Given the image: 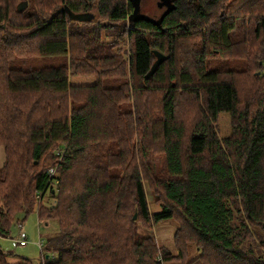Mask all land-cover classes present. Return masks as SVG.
Listing matches in <instances>:
<instances>
[{
	"label": "trees",
	"instance_id": "1",
	"mask_svg": "<svg viewBox=\"0 0 264 264\" xmlns=\"http://www.w3.org/2000/svg\"><path fill=\"white\" fill-rule=\"evenodd\" d=\"M134 11L0 0V237L35 212L40 264H264V0Z\"/></svg>",
	"mask_w": 264,
	"mask_h": 264
},
{
	"label": "rangeland",
	"instance_id": "2",
	"mask_svg": "<svg viewBox=\"0 0 264 264\" xmlns=\"http://www.w3.org/2000/svg\"><path fill=\"white\" fill-rule=\"evenodd\" d=\"M138 1H139L138 3L139 11H142L146 15L152 17L153 19L155 17L160 16L161 13L166 10V6L163 5L165 1H167V4H169V2H172V0H138ZM43 63L51 65V64H55V60H53L52 58L50 59L43 58L36 60L34 64L40 66L43 65ZM209 63L211 66L221 65L225 69L236 67L237 65H239L240 68H242L241 66L242 61L238 60V58L236 59L228 58L227 60H224L223 58L222 59L214 58L213 61ZM147 199H148L150 211L153 213L159 212L160 208L158 205L154 203V200L152 199L150 194L148 195ZM46 201L47 200L45 198L44 202ZM21 225H22L21 226L22 231L25 232L27 236V244L25 246H21V247L15 246L12 241V238H16L19 233L16 224L11 227L10 237H7L6 239L0 237V246L5 251V254L7 256L6 260H8V262L11 264H40L41 251L38 245H36V242L38 241L39 237L44 239L46 235L54 233L56 231V224L54 222H51V224L46 229L43 226V224H41L38 217H36V213L34 212L28 215L24 221H21ZM175 230H176V224L174 223V221L162 220L155 223L153 225V229L148 232H145V234L151 235L160 246L162 247L165 246L171 252H175L172 241V236ZM191 250L192 252L194 251L193 248ZM192 254H194V252Z\"/></svg>",
	"mask_w": 264,
	"mask_h": 264
},
{
	"label": "water",
	"instance_id": "3",
	"mask_svg": "<svg viewBox=\"0 0 264 264\" xmlns=\"http://www.w3.org/2000/svg\"><path fill=\"white\" fill-rule=\"evenodd\" d=\"M134 2V5H135V14H137L139 12V1L138 0H132ZM163 5L166 6V10H165V13H167L169 11V9H171L172 7V2H169V4H167V1H165L163 3ZM27 7V4L26 2H22V3H19L18 6H17V10L22 12L26 9ZM164 14V13H163ZM77 19L78 21H83V17L81 16H77ZM153 56L156 57V60L154 61V63L152 64L149 72L146 74V77L149 78L151 77L156 71V68L159 64H161L162 62H164L166 60L167 57H165L162 53H160L159 51H153ZM136 218V214L134 213L133 215V219ZM47 258V256H46Z\"/></svg>",
	"mask_w": 264,
	"mask_h": 264
},
{
	"label": "built area",
	"instance_id": "4",
	"mask_svg": "<svg viewBox=\"0 0 264 264\" xmlns=\"http://www.w3.org/2000/svg\"><path fill=\"white\" fill-rule=\"evenodd\" d=\"M61 151L59 150H56L55 151V154L56 155H59ZM48 173L51 174V175H54V169H48ZM21 223L17 226L18 228V235L16 238H12V241L14 243L15 246H25L27 244V236L25 234V232L22 231V227H21ZM36 245H38L40 251L42 252L43 251V240L41 237H39L38 241L36 242Z\"/></svg>",
	"mask_w": 264,
	"mask_h": 264
},
{
	"label": "crops",
	"instance_id": "5",
	"mask_svg": "<svg viewBox=\"0 0 264 264\" xmlns=\"http://www.w3.org/2000/svg\"><path fill=\"white\" fill-rule=\"evenodd\" d=\"M4 163V149L0 147V166Z\"/></svg>",
	"mask_w": 264,
	"mask_h": 264
}]
</instances>
